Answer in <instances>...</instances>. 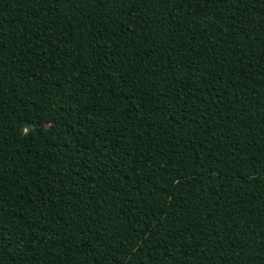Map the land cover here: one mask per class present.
<instances>
[{"label": "trees", "instance_id": "1", "mask_svg": "<svg viewBox=\"0 0 264 264\" xmlns=\"http://www.w3.org/2000/svg\"><path fill=\"white\" fill-rule=\"evenodd\" d=\"M0 264H264V0H0Z\"/></svg>", "mask_w": 264, "mask_h": 264}]
</instances>
